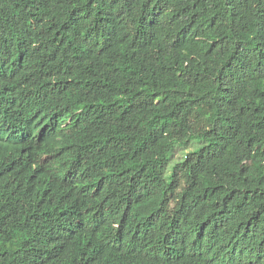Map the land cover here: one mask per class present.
I'll use <instances>...</instances> for the list:
<instances>
[{
    "label": "trees",
    "instance_id": "obj_1",
    "mask_svg": "<svg viewBox=\"0 0 264 264\" xmlns=\"http://www.w3.org/2000/svg\"><path fill=\"white\" fill-rule=\"evenodd\" d=\"M0 264H264V0H0Z\"/></svg>",
    "mask_w": 264,
    "mask_h": 264
},
{
    "label": "rangeland",
    "instance_id": "obj_2",
    "mask_svg": "<svg viewBox=\"0 0 264 264\" xmlns=\"http://www.w3.org/2000/svg\"><path fill=\"white\" fill-rule=\"evenodd\" d=\"M184 151L185 150H177L174 159H179L183 155Z\"/></svg>",
    "mask_w": 264,
    "mask_h": 264
}]
</instances>
